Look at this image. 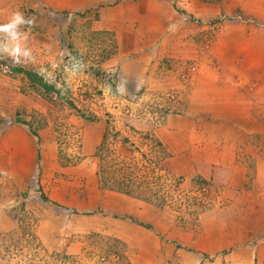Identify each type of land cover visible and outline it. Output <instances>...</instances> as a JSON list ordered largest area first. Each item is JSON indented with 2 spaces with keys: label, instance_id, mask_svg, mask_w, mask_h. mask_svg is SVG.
<instances>
[{
  "label": "rangeland",
  "instance_id": "374dc122",
  "mask_svg": "<svg viewBox=\"0 0 264 264\" xmlns=\"http://www.w3.org/2000/svg\"><path fill=\"white\" fill-rule=\"evenodd\" d=\"M87 2L107 10L102 19L131 18L137 10L130 0H0V22L15 10L34 20L27 41L34 60L14 66L0 59V97L20 106L16 113L32 133H55V141L44 139L46 152L56 150L63 166L93 164L79 147L91 124L105 122L98 156L106 174L118 179L121 168H131L161 206L144 201L146 231L123 222L95 228L91 218L40 197L55 192L49 179L9 172L0 176V264H264V0H140L138 10L162 8L170 20L168 6L172 21L137 48L144 58L135 51L111 64V33L93 29ZM70 57L85 67L70 73ZM13 67L36 72L54 91ZM166 121L190 129L195 145L186 158H167L183 139L170 148L158 142ZM209 158L225 166L198 189L194 180L205 168L194 172L180 160Z\"/></svg>",
  "mask_w": 264,
  "mask_h": 264
},
{
  "label": "crops",
  "instance_id": "0c3cea01",
  "mask_svg": "<svg viewBox=\"0 0 264 264\" xmlns=\"http://www.w3.org/2000/svg\"><path fill=\"white\" fill-rule=\"evenodd\" d=\"M130 2L133 6H136L135 9L137 10L134 12L131 11L132 15L135 13V16L125 19H118L112 16L102 19V17L105 18V16H108L107 10H103V8L97 10V5L95 7L89 5L88 2L84 5V8L87 9L86 14L95 13L96 15V18L93 20V29L96 31H109L111 33L114 51L113 55L109 58V64H111V59H114L113 63H116L117 61L115 59H117L118 56L122 54H132L140 46L145 47V40L148 36L153 37L152 34H155V29L158 26L168 28L167 23L172 21V13L168 11V6H165L164 13H167L170 20H167L165 15L160 13L162 12V8H139V12L137 6H139L140 0L135 2L130 0ZM116 4L121 5V1H118ZM139 14H141L142 17L139 18ZM147 15H151V18H148L150 25L145 32V17ZM162 22L165 24H161ZM141 39L142 41H140ZM155 39H157V37H155ZM147 47L151 49L149 46ZM157 50L158 43L155 52ZM145 51L146 50L136 51L137 54L134 56L137 58H144V56H146L144 55ZM153 52L154 51H149L148 54L151 55ZM119 70L120 73H123L121 66ZM124 78H126V76H124ZM233 91L235 90L233 89ZM2 98L3 97H0V176L6 177L9 172L15 173L19 169H26V171L24 170L25 175L31 178L33 176L34 180L38 179L39 183L48 181L47 179H49L50 181L48 182L53 183L55 192H51L52 189L48 191L49 193L46 196L48 200L54 205H57V207H68L71 213L77 212L82 217L91 218V221L93 220L91 222L92 225L97 223L95 228L103 229L106 223L116 224L118 222H123L125 223L124 225L130 228H137L139 231L147 230L145 229L147 227L141 226L138 223H141L140 221L143 220L141 216L144 211L149 209V206L145 205L149 204L140 199L119 192L102 189L98 186L96 177L97 165L94 166L93 164H95L94 161H97V159L95 160V149L101 141L102 134L105 130V122L97 120L96 123L91 124V133L85 134L82 137L81 146L79 147L80 155L84 156V158H91L93 164L92 161H90L89 164L80 162L75 166H63L58 161L56 150L54 153L50 151L51 149L49 150L50 152H46L47 143L44 139L48 140L49 138L51 141H55V133L49 128L40 129V132L38 131L37 134L32 133L25 123V117L23 118L21 117L22 115L16 113L19 111L18 107L20 106H14L13 104L9 106L8 102ZM32 103L35 102L28 104ZM160 128L161 129H157L155 135L161 146L168 145V148H170L171 144L175 145V138L184 140L183 142H181V140V143L179 142L180 149H176L172 152L174 156L171 157L168 155L167 158H174L179 154L182 155V158H186L190 152V143L193 144L191 140L194 139L189 132L190 129L188 127L184 128L181 124H174L171 126V123L167 121L164 122L163 126ZM161 131L163 134H166L167 137L160 134L158 135ZM153 132L155 133V131ZM39 147L44 149V152L42 153L41 151V154L39 153ZM37 157L40 158V160H37ZM25 159L27 162L25 166L22 167ZM180 161H182L180 164H182L184 168L187 169L189 167V170H193L194 172L198 167L203 166L206 174H202V178H208L210 175L214 176L212 172L222 171V168H224L223 166H225L222 162L220 163L219 159L214 158L195 160L193 161L194 163L190 162V164L183 159ZM259 164L260 163L257 161L254 163L253 178L256 180L260 171ZM95 167L96 171L94 170ZM245 173L246 169H244V178H241L242 188H244L243 182L246 178ZM49 176L51 178H49ZM142 205H144V208ZM77 213L75 215H78ZM103 214H106V216L108 215L109 219L106 217L103 218ZM119 216L124 217L119 218ZM93 218L97 219L98 222H95ZM136 221L138 223H135ZM164 244L166 246L168 245L166 242H164Z\"/></svg>",
  "mask_w": 264,
  "mask_h": 264
},
{
  "label": "trees",
  "instance_id": "16d2710c",
  "mask_svg": "<svg viewBox=\"0 0 264 264\" xmlns=\"http://www.w3.org/2000/svg\"><path fill=\"white\" fill-rule=\"evenodd\" d=\"M11 71L14 73L16 72L21 73L30 84L41 87V89H43V91H45L46 93L50 91H54L53 85L46 83L39 74H37L36 72L32 70L24 69L21 67H13L11 68ZM107 135L108 133L105 129L102 134L101 141L97 145V148L95 149V156L98 157V160H99L98 165H97V171H96L98 186L102 189L119 192L124 195L130 196L136 199H140L142 201L153 204L157 207L161 206V201H159L158 198L156 199V195H157L156 190L155 189L148 190L149 186L146 187L147 186L145 182L146 177L145 178L143 177L142 180L139 177L138 178L132 177V174H133L132 170L126 165H125L126 167L121 168V177H118V179L115 178L114 176H111V174H108V175L106 174L105 164L102 163V159L98 156V153L100 150H102L101 148H103L102 145L105 144ZM162 153L165 155V152H162ZM176 178L180 179V177L179 178L176 177ZM136 179H138L139 182L136 181ZM194 183L197 185V188L199 189L200 187L205 186L207 182L203 178L197 176L194 180ZM152 184L156 185L157 181H153ZM146 192H148L149 194H146ZM40 194H41L40 197L44 201H49L43 193H40ZM138 224L141 226L147 227V228L149 227L141 223H138Z\"/></svg>",
  "mask_w": 264,
  "mask_h": 264
},
{
  "label": "clouds",
  "instance_id": "9594fccd",
  "mask_svg": "<svg viewBox=\"0 0 264 264\" xmlns=\"http://www.w3.org/2000/svg\"><path fill=\"white\" fill-rule=\"evenodd\" d=\"M33 25V18L26 17L20 10L12 11L3 22H0V59L10 60L14 66L34 60L32 50L27 44ZM83 54L81 52V57ZM84 67L82 59L70 57V73H75Z\"/></svg>",
  "mask_w": 264,
  "mask_h": 264
}]
</instances>
